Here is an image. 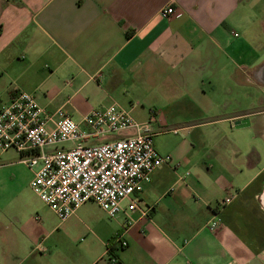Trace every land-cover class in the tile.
<instances>
[{
    "label": "crops",
    "instance_id": "crops-1",
    "mask_svg": "<svg viewBox=\"0 0 264 264\" xmlns=\"http://www.w3.org/2000/svg\"><path fill=\"white\" fill-rule=\"evenodd\" d=\"M263 40L264 0H0V107L34 82L80 120L117 104L172 156L138 209L67 220L16 213L36 168L4 159L0 264H264Z\"/></svg>",
    "mask_w": 264,
    "mask_h": 264
},
{
    "label": "built area",
    "instance_id": "built-area-1",
    "mask_svg": "<svg viewBox=\"0 0 264 264\" xmlns=\"http://www.w3.org/2000/svg\"><path fill=\"white\" fill-rule=\"evenodd\" d=\"M175 13L173 6L163 10L167 16ZM11 149L20 153L21 162L36 168L31 188L61 220L91 200L111 218L138 209L152 173L172 160L157 150L146 126L117 104L92 109L77 122L63 107L54 112L42 107L26 90H17L0 107V157ZM230 201L227 197L220 205ZM141 210L147 216L150 208ZM220 222L212 220L210 228ZM132 224L127 220L124 231L108 245L112 263H118L115 251L128 245L124 232Z\"/></svg>",
    "mask_w": 264,
    "mask_h": 264
},
{
    "label": "rangeland",
    "instance_id": "rangeland-1",
    "mask_svg": "<svg viewBox=\"0 0 264 264\" xmlns=\"http://www.w3.org/2000/svg\"><path fill=\"white\" fill-rule=\"evenodd\" d=\"M262 42H264V40ZM261 52L263 53V56H264V51H261ZM43 70H44V68H43ZM37 86H38L37 82H34L32 87L30 89H27V90L31 91L35 94L38 103L42 107L46 108L49 111H51V110L55 111L59 107V102L57 100H55L53 103H51L49 106H47L45 104L46 102H45L44 98H42V97H45V95L42 93V90L40 88L36 89ZM247 86H249V85H247ZM247 92H251L253 94V96H259L262 93V91L257 90V88L254 86L247 88ZM98 107H100V106L99 105L93 106V108H98ZM64 110L66 111L65 108H64ZM73 119L76 120L77 122L81 121L78 117H73ZM77 144L78 143H66L65 146L70 147V146L77 145ZM15 154H18L19 159H21L20 153L14 149H11L9 151L4 152L1 155L0 164L4 163V159H10L12 157H15L16 156ZM23 195L25 196L24 198H25L26 204L27 203L30 204V207H28V209H24V210L22 208L21 209L17 208L15 210L16 213H39L40 216H42V218L44 220H46V218L50 219V217H54L55 212L52 211L50 209V207L48 205H46L41 200V198L37 194L34 193V191L31 188H30V190H28V189L24 190ZM83 208L85 209V211L87 213H106L96 202H94L92 200L84 203ZM8 209H6V210L0 209V213H10V211H11V213L14 212L12 209H10V208H8Z\"/></svg>",
    "mask_w": 264,
    "mask_h": 264
},
{
    "label": "water",
    "instance_id": "water-1",
    "mask_svg": "<svg viewBox=\"0 0 264 264\" xmlns=\"http://www.w3.org/2000/svg\"><path fill=\"white\" fill-rule=\"evenodd\" d=\"M239 124H240V125L243 124V121L241 120V121H237V122H236V125H239Z\"/></svg>",
    "mask_w": 264,
    "mask_h": 264
},
{
    "label": "flooded vegetation",
    "instance_id": "flooded-vegetation-1",
    "mask_svg": "<svg viewBox=\"0 0 264 264\" xmlns=\"http://www.w3.org/2000/svg\"><path fill=\"white\" fill-rule=\"evenodd\" d=\"M261 77H262V79L264 80V69H263V71H262V73H261ZM264 88V87H263Z\"/></svg>",
    "mask_w": 264,
    "mask_h": 264
},
{
    "label": "trees",
    "instance_id": "trees-1",
    "mask_svg": "<svg viewBox=\"0 0 264 264\" xmlns=\"http://www.w3.org/2000/svg\"><path fill=\"white\" fill-rule=\"evenodd\" d=\"M129 35V34H128Z\"/></svg>",
    "mask_w": 264,
    "mask_h": 264
}]
</instances>
